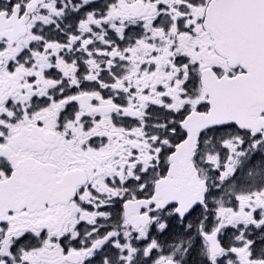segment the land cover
<instances>
[{
    "label": "snow or ice",
    "instance_id": "snow-or-ice-1",
    "mask_svg": "<svg viewBox=\"0 0 264 264\" xmlns=\"http://www.w3.org/2000/svg\"><path fill=\"white\" fill-rule=\"evenodd\" d=\"M0 264H264V0H0Z\"/></svg>",
    "mask_w": 264,
    "mask_h": 264
}]
</instances>
